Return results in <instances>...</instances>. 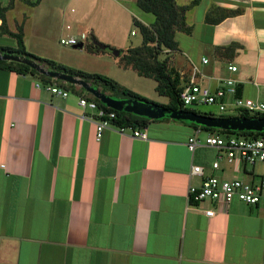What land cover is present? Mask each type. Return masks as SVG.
I'll return each instance as SVG.
<instances>
[{
    "label": "crops",
    "instance_id": "0c3cea01",
    "mask_svg": "<svg viewBox=\"0 0 264 264\" xmlns=\"http://www.w3.org/2000/svg\"><path fill=\"white\" fill-rule=\"evenodd\" d=\"M34 1L13 0L5 22L11 32L21 25L27 52L48 59L32 50L37 40L75 34L63 36L71 29L64 0ZM193 8L185 14L190 33L178 31L184 44L175 33L180 56L169 57L170 66L187 76L196 66L212 90L230 75L237 96L264 101V0H200ZM0 46L15 47L16 39L0 34ZM48 84L0 65V264H264V204L233 201L207 217L203 210L214 205L189 199V185L202 179L190 174L192 165L207 175L217 157L208 146L188 150L201 128L152 118L144 139L113 126L97 139L96 111ZM260 168L237 170L221 158L215 173L250 179Z\"/></svg>",
    "mask_w": 264,
    "mask_h": 264
},
{
    "label": "trees",
    "instance_id": "16d2710c",
    "mask_svg": "<svg viewBox=\"0 0 264 264\" xmlns=\"http://www.w3.org/2000/svg\"><path fill=\"white\" fill-rule=\"evenodd\" d=\"M200 0H191L188 4L179 5L175 0H136L137 5L145 12H150L154 16V20L151 24H144L135 20L134 24L137 25L139 33L141 34L142 41L140 45L130 47L126 49L123 54L124 64L129 65L136 69V72L140 75L149 76L157 81L156 90L159 94L167 96L168 102L166 104H157L151 102L142 95L137 94L131 89H127L110 77H107L98 73H87L81 70L67 68L61 64L56 63L53 60L47 58H40L34 54L26 51L23 43L22 27L18 26L17 32H11L8 30L5 22V15L7 9H9L13 0L6 6H0V18L2 23L0 24V34H7L16 39L15 47L0 46V52H10L18 54L24 57L32 58L40 62L44 67L49 70H55L59 72H65L73 76H77L86 82L91 87L98 89L100 92L105 93L113 99H137L150 102L156 105L163 106L170 110H187L199 113L189 106L184 105L179 98V91L181 89V78L179 71L169 64L170 54L175 52L178 48L177 40L175 39L176 31L190 33L191 26L186 23V12L189 8L195 6ZM208 20V14L205 18ZM228 47V46H227ZM90 51H100L96 45L91 44ZM0 65L16 71L18 73H30L36 75L44 83H52L71 90L73 93L86 99L93 100L96 104L108 111H113L115 117L112 118V123L123 126L131 127L132 129H138L145 127L152 118L134 114L129 111H118L103 104L99 99L94 97L91 93L87 92L84 88L64 82L62 80L54 79L38 73L28 65L8 60H0ZM211 114L213 113H204ZM217 116V115H216ZM220 117H246V118H264V113H250L246 110H237V112L228 115H218ZM157 119V118H156ZM158 119H171L168 117H161ZM175 120V119H173ZM187 122L195 127L201 128L204 132H218L220 134L235 133L241 136H262L264 137V131H252V130H225L220 128L206 127L195 122L188 120H180Z\"/></svg>",
    "mask_w": 264,
    "mask_h": 264
},
{
    "label": "built area",
    "instance_id": "2783aa9c",
    "mask_svg": "<svg viewBox=\"0 0 264 264\" xmlns=\"http://www.w3.org/2000/svg\"><path fill=\"white\" fill-rule=\"evenodd\" d=\"M135 31H131L134 34ZM86 38L84 33L79 36L69 35L61 37L59 42L62 45H76ZM203 64L208 63L206 57L201 58ZM227 70L235 72L237 67L232 64L227 65ZM181 78V89L179 98L184 105L207 104L215 105L221 111L232 107L236 110H246L250 113H264V101L244 99L236 95L238 81L230 75L219 78V85L212 90L202 82L204 77L196 66H193V73L189 76L179 73ZM37 86L40 84L37 83ZM46 88L54 95L66 97L68 90L56 84H48ZM230 99V100H229ZM78 104L82 108H90L96 111V138L99 139L102 130L107 127H114L118 131H123L126 127L112 123L115 117L113 111H108L99 107L93 100L79 96ZM187 140L186 146L193 152L199 146H208L217 150V157L212 161L210 168L212 172L204 175L201 165H192L190 174L201 176L199 185H189L188 195L193 202L208 201L214 207L203 210L204 215L212 217L216 213L225 212L233 200H238L247 205L264 204V137L262 136H241L238 134L224 135L218 132H204L203 137L197 134ZM134 137L146 138L145 127L132 129ZM224 158L227 163L232 164L234 169L240 170V165L255 166L260 163L261 170L256 173L251 170V178L245 179L241 176L224 178L215 173L220 169V159ZM256 176L255 178H253Z\"/></svg>",
    "mask_w": 264,
    "mask_h": 264
},
{
    "label": "rangeland",
    "instance_id": "374dc122",
    "mask_svg": "<svg viewBox=\"0 0 264 264\" xmlns=\"http://www.w3.org/2000/svg\"><path fill=\"white\" fill-rule=\"evenodd\" d=\"M177 2L181 3L183 0H177ZM37 3L38 0H35L30 6H35ZM191 8L189 10L194 9ZM200 15L199 11L195 12L196 21H199ZM64 17V26L69 24L71 29L65 30L63 36H66L72 30L75 36H79L81 33L86 35L82 42L76 44L80 46L62 45L59 42V37L52 39L49 37V41L45 45L41 44L38 46L39 40H37L38 43L32 50L46 54L43 56L49 57L48 59L67 68L110 77L119 85L131 89L151 100V102L157 104H166L168 102L167 96L157 92V81L154 78L138 74L136 69L125 65L123 59L126 49L140 45L142 41L141 34L134 21L137 20L146 25L151 24L154 20L152 13L143 11L137 5L136 0H64ZM131 31H135V33L131 34ZM93 32L105 38L104 42L97 40L105 45L104 49H100V51L89 50L91 44L94 45L93 41L96 40ZM176 34L181 45L188 39L185 34H180L178 31ZM114 51H119V55H115ZM179 56L178 52H173L170 55L171 58H175L177 61ZM171 65H175L173 61H171ZM212 107V105L207 104L189 106V108L199 112V114L213 113L214 116H218L231 113V111L226 110L221 112L219 110H209ZM234 110L237 112L236 109ZM234 134L225 133L224 135Z\"/></svg>",
    "mask_w": 264,
    "mask_h": 264
},
{
    "label": "water",
    "instance_id": "95a60500",
    "mask_svg": "<svg viewBox=\"0 0 264 264\" xmlns=\"http://www.w3.org/2000/svg\"><path fill=\"white\" fill-rule=\"evenodd\" d=\"M93 43L98 47V49L105 48V45L99 43L97 40H94ZM114 54L119 55V51H114ZM0 60L21 62L45 76L80 86L87 92L91 93L94 97L99 99L106 106L118 111H129L137 115L146 116L148 118L168 117L175 120H188L206 127L220 128L225 130L264 131V118L220 117L214 115L199 114L187 110H170L163 106H159L143 100L113 99L105 93L100 92L98 89L91 87V85L85 80L65 72L49 70L32 58L24 57L10 52H0Z\"/></svg>",
    "mask_w": 264,
    "mask_h": 264
}]
</instances>
